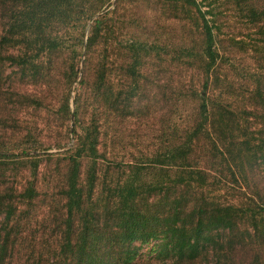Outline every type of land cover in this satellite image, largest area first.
<instances>
[{"label":"trees","instance_id":"obj_1","mask_svg":"<svg viewBox=\"0 0 264 264\" xmlns=\"http://www.w3.org/2000/svg\"><path fill=\"white\" fill-rule=\"evenodd\" d=\"M156 1V24L195 29L171 51L203 89L164 88L166 105L184 98L192 113L118 152L102 144L103 114L133 113L154 85L150 59L170 46L140 28L153 8L0 0V264H148L145 247L158 264H264V0ZM118 48L127 88L114 80ZM40 118L61 120L68 141L42 145ZM64 146L65 161L47 152ZM56 154L61 177H40Z\"/></svg>","mask_w":264,"mask_h":264},{"label":"rangeland","instance_id":"obj_2","mask_svg":"<svg viewBox=\"0 0 264 264\" xmlns=\"http://www.w3.org/2000/svg\"><path fill=\"white\" fill-rule=\"evenodd\" d=\"M125 1H128L129 3L132 17H136L138 15L139 9V5L137 4V2L139 0H134V2L131 3L129 2V0ZM141 1H145V3L153 9L150 10L149 14H146L144 16L143 19L146 22L142 23L140 25V28L144 29L148 28L149 26L151 32H161L162 37L159 38L160 45L168 43L170 46L165 50L161 58H157L156 56L155 58L150 59V61H152L150 62L149 66L150 68H152H147V71L149 78L150 80H153L154 85L146 89V98L142 99L140 103L138 102V104H135L138 106L134 107L133 113L129 114L126 118H124L123 115L120 114V110H117V112L109 111L112 118H109L107 115L103 114V116L105 117V124L102 130V144L108 143V147L110 150L116 149V151L118 150V152H120L123 147L127 144L139 143L141 147H144L145 144L142 143L147 144L158 142V137H161L165 127L168 126L169 123H174L176 125L184 123L186 121L187 115L192 113L194 107L192 104L193 102L185 103L183 101L184 98L178 99V105L175 106L174 104L176 103V101H173L174 99L171 97L168 102V105H166L167 99L162 98V92L165 91L164 88H167L171 85L172 88L178 93L179 91L185 93L187 92V89H191L192 87L196 88L197 93H200V91H202L203 89V74H201V72L196 68L194 69L191 66L187 67L183 63V61L179 60L171 51V45L175 44V46H177L178 43H181V41L184 42L183 37L185 33L188 35L187 38L192 39L193 37H196V35H194L195 29L189 28V30H182L178 26L173 27L167 24L161 26L159 24H156L155 16L158 13H162L161 4L156 0ZM113 8L114 6H111L109 10ZM123 16V11H121L120 17ZM163 18L164 17H162V19ZM123 32H126V29ZM125 55L126 52L122 48L117 49V77H115L114 80L117 81V86L125 84V87L127 88L130 80H128V78L124 74V65L126 64ZM93 64H95L96 68L98 64V55L92 57L90 71H88V78H90L91 80H94V75L91 71V67L93 66ZM27 87L28 85H26L21 90L26 91ZM57 89L62 90L61 87L57 88L56 86L54 90L55 93L57 92ZM176 91H174V93L177 98ZM61 93L62 92L54 96L55 102H57V99ZM76 93L77 91H74L72 93L71 105L73 110H75L73 99L75 98ZM183 93L180 95H183ZM21 97L23 100V96ZM140 104L147 106L148 109L139 108ZM22 106L23 103H21L20 107ZM21 110L22 115L25 118H28L29 121H37V115L35 111L30 110V108H22ZM90 110L91 109H89V116ZM130 111H132V109H130ZM18 113L21 114V112ZM40 120L42 122L45 121L44 124H40L37 130L39 132V139L42 145H45L46 147L48 145H52L59 137L60 139H65L68 141L65 134L66 125H63L60 122L61 120L55 122L53 127H50L51 124H49L46 119L42 120L40 118ZM60 125H63V127L60 128ZM59 129H62V131L59 132ZM113 134H115V136H113ZM114 139L116 141L115 144L111 141ZM75 142L76 139L74 137V139L70 141L69 146L71 144L73 145ZM69 146H64L61 148H51L48 149L47 152L59 153V158H61L62 161H65L66 157L64 154L61 153L66 151ZM131 148L134 149V147ZM122 153L123 152H121L120 155H123ZM59 162L57 154L54 156V159H45L42 162V166L40 168V177L49 174L52 176L53 180L61 177L60 171L58 170V168H56L57 163ZM144 252L146 253V256L141 261H148V264H158V261L156 262L153 253L151 254V256H148L149 254L147 247L144 248Z\"/></svg>","mask_w":264,"mask_h":264},{"label":"water","instance_id":"obj_3","mask_svg":"<svg viewBox=\"0 0 264 264\" xmlns=\"http://www.w3.org/2000/svg\"><path fill=\"white\" fill-rule=\"evenodd\" d=\"M73 116H74V114H73Z\"/></svg>","mask_w":264,"mask_h":264}]
</instances>
